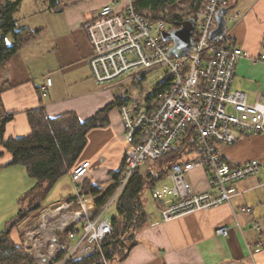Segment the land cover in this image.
Returning <instances> with one entry per match:
<instances>
[{
	"label": "built area",
	"instance_id": "obj_1",
	"mask_svg": "<svg viewBox=\"0 0 264 264\" xmlns=\"http://www.w3.org/2000/svg\"><path fill=\"white\" fill-rule=\"evenodd\" d=\"M231 4V0H208L196 11L195 43L184 56H170L173 42L162 36V31L174 28L173 25L164 19L141 15L134 0H128L122 9L115 3L107 4L86 22L85 31L93 47L92 77L96 83L137 86L150 72L159 70L158 83L172 84L157 94L154 91L158 84L144 94L140 89L127 88V99L119 111L128 148L116 192L98 208L89 193L82 191L91 162L85 160L76 165L71 177L79 199L77 208L68 201L56 204L43 216L66 209L62 218L57 217L49 225L48 221L39 223L36 230L26 233L25 244L29 245L35 264H65L91 257H96L91 264H111L102 245L113 231L112 218L107 215L109 208L132 173L171 152L177 137L188 128L195 134V153L176 161L168 175L171 183L164 182L152 191L155 199L167 201L160 209L162 220L224 202L231 204L239 192V183L264 168V161L259 158L232 164L220 150V145L234 143L238 132L264 136L263 93L250 101L246 91L233 87L237 63L249 57L248 51L230 41L227 34L211 38L219 11L231 8ZM237 16L230 10L225 18L230 21ZM252 60L264 63V53ZM51 84L52 78L48 76L42 92L46 93ZM201 164L209 171L211 190L198 191L190 181V172ZM252 228L260 231L257 220ZM54 229L59 230V235ZM229 232L228 226L217 229L218 235L227 236ZM247 247L252 252L255 245L248 242ZM256 247H264V241H257Z\"/></svg>",
	"mask_w": 264,
	"mask_h": 264
},
{
	"label": "crops",
	"instance_id": "obj_2",
	"mask_svg": "<svg viewBox=\"0 0 264 264\" xmlns=\"http://www.w3.org/2000/svg\"><path fill=\"white\" fill-rule=\"evenodd\" d=\"M24 1L15 14L18 25L39 32L0 65V118L12 114L4 129L6 139L31 133L28 117L31 109L44 107L52 117L74 111L81 120H86L112 102L116 94H126L128 90L123 87V92H117L115 87L120 85L96 83L90 64L93 47L85 31L86 22L103 6L115 3L122 9L128 0H58L57 6H51L50 0H33L27 14L18 16ZM230 10L239 16L227 21L226 34L230 41L249 53V57L237 63L233 87L246 91L253 101L258 93L264 95V63L252 60L264 53V0H234ZM48 76L52 84L43 93ZM238 135L234 143L220 145L223 157L236 165L253 158L264 161V136L247 132H238ZM87 139L79 160L91 162L86 178L105 190L115 184L112 173L123 165L128 148L118 106L110 110L109 123L105 127L91 128ZM9 157L6 161L3 157L0 159L3 165L0 169V231L16 217L20 209L17 208L27 204L21 199L33 186H30L28 178L31 177L26 167L14 164L12 166L17 168L8 167L12 156ZM68 176L72 183L71 174ZM209 176L207 167L201 164L190 172V181L198 191L211 190ZM13 179L20 185H12ZM104 179L111 181L110 185L104 187ZM62 180L52 189L59 188L60 193L50 198L47 205L53 207L68 195L77 193L74 182V188L67 183L64 187ZM238 187L239 192L231 204L224 202L168 221L162 220L160 209L163 206L155 202L156 209L149 212L148 223L136 233L137 244L117 264H264V247H256L257 241H264V168L243 179ZM10 190H15L11 197L2 200ZM58 197L61 200H57ZM30 218L31 215L27 220ZM254 220L259 222L260 231L252 228ZM20 225L12 231L16 241L22 233ZM221 226H228L231 232L227 236L218 235L217 229ZM58 231L54 229L57 235ZM248 242L255 245L252 252L247 247Z\"/></svg>",
	"mask_w": 264,
	"mask_h": 264
},
{
	"label": "trees",
	"instance_id": "obj_3",
	"mask_svg": "<svg viewBox=\"0 0 264 264\" xmlns=\"http://www.w3.org/2000/svg\"><path fill=\"white\" fill-rule=\"evenodd\" d=\"M23 0H0V65L15 55L22 46L38 34V30L30 27H19L15 13ZM208 0H134L135 9L141 15L154 19H164L174 28L179 27V22L185 19L180 11V4H188L193 16L196 11L205 6ZM234 0H231L233 4ZM51 6H57L58 0H50ZM13 35L14 41L8 43L7 36ZM170 81L158 83L154 93L169 87ZM125 94H116L115 99L104 108L97 111L92 117L81 120L74 111L58 116H50L44 107H37L28 111L32 127L30 134L19 137L4 138L6 122L12 118L7 114L0 118V159L4 155V148L10 152L11 165H23L28 175L35 180L28 192L31 202L27 213L24 207L20 208L16 217L9 221L0 231V264H34L33 255L23 246L24 233L16 241L12 231L18 227L33 211L43 208V200L47 198L55 184L62 177L71 174L79 160L86 144L87 135L91 128L104 126L109 123V112L112 108L122 105L126 101ZM196 138L192 129L181 133L175 142L174 148L165 156L149 163L145 171L136 169L130 181L120 193L116 205L117 215L112 217L113 231L103 241L105 255L111 264H117L123 259L130 249L137 244L136 233L148 223L149 210L145 194H151L158 206H165L164 200L155 199L152 191L159 186L169 175L171 167L176 161L190 158L195 153ZM0 164V169L2 168ZM125 169V160L119 170L112 173L115 185L101 189L97 188L89 179L83 182L82 191L95 196L94 201L98 208H102L113 196L120 174ZM62 201L71 205L79 204L77 194H71ZM25 244V243H24ZM96 257L83 259L65 264H90ZM103 264V263H96Z\"/></svg>",
	"mask_w": 264,
	"mask_h": 264
},
{
	"label": "rangeland",
	"instance_id": "obj_4",
	"mask_svg": "<svg viewBox=\"0 0 264 264\" xmlns=\"http://www.w3.org/2000/svg\"><path fill=\"white\" fill-rule=\"evenodd\" d=\"M33 2V0H25L24 2H23V6H21L22 8L20 9V11L18 12V16H22V15H25V14H27L26 13V11L27 10H29L30 9V7L32 6L31 5V3ZM180 11H181V13L184 15V17L186 18V17H192L193 16V14H194V12L192 11V9H191V7L188 5V4H186V3H181L180 4ZM51 13H53V12H51ZM16 14V13H15ZM47 14H49V13H47ZM17 15V14H16ZM8 40L10 41V43H12L13 42V38H12V34H9V36H8ZM160 74H161V71H159V70H156V71H152V72H150L148 75H147V77H146V79L142 82V83H140V84H138L137 86H135L134 84H130V83H127V84H125V85H123V86H120V87H115V91H117V92H123V87H125V88H128L130 91L131 90H133V89H140V91H141V93H145V90L146 89H151V88H153V87H155L157 84H158V82H159V80H160ZM109 85H111V84H109ZM112 90L114 91V89L112 88ZM9 156H11L10 155V152H8L5 148H4V155L2 156L3 158H2V160H4V161H6V159L7 158H10ZM8 167H16L17 168V166H12V165H8ZM145 169H146V167H144V168H142L141 169V171H145ZM113 176V175H112ZM86 178V177H85ZM61 179H63L62 180V184H64V187H65V185H66V183L67 184H70L71 186H73V188H74V184H73V182L71 183V179L69 178V176L67 175V176H64V178H61ZM28 180L30 181V186H32V185H34V182H35V180L33 179V178H31V179H29L28 178ZM115 180V179H114ZM164 182H168V183H171L170 182V180L169 179H166ZM11 183H12V185H14V186H17V185H20V182H18L17 180H15V179H13V180H11ZM110 183H111V181H106V179H104V182H103V185H104V187H106V186H108V185H110ZM115 183H116V181H115ZM162 184V183H161ZM115 185V184H114ZM113 186V185H112ZM111 187V186H110ZM15 190H10L9 191V193L4 197V198H2V200H7V199H9L10 197H11V193L12 192H14ZM115 192H116V190H115ZM114 192V193H115ZM51 193V192H50ZM49 193V195L47 196V198L45 199V200H43V204L44 205H47V204H49L51 201H50V198H56L55 196H57V194H59L60 193V191H59V188H57L56 190H54V191H52V193L50 194ZM28 195H29V193H26V194H24V196L22 197V199H21V202H23V203H27L25 206H22V207H24V213H27V210L30 208V204H31V202H30V200H29V198H28ZM145 198H146V203H147V207H148V210H149V212L150 211H154L155 209H156V204H155V201L153 200V198L151 197V194L149 193V191H147L146 192V194H145ZM57 200H61V198L60 197H58V199ZM50 201V202H49ZM117 201V200H116ZM116 201H114V203L111 205V207L109 208V210H108V212H107V215L110 217V219L113 217V216H115V215H117V205H116ZM61 202H63V201H61ZM61 202H59V203H61ZM22 203V204H23ZM58 203V204H59ZM21 204V203H20ZM21 206V205H20ZM77 206L78 205H75V204H73L72 205V207L73 208H77ZM19 208H21V207H18L17 209H19ZM51 208H52V206H50V205H47L46 207H43L42 209H40V211L38 210V211H33L32 213H30V215H31V218L30 219H25L24 221L25 222H23L20 226H19V229L20 230H22V232L24 233L23 235H24V237H23V240H24V243H25V241H26V233H27V231H30V230H36V226H38V225H40L41 223H44V221H48L47 222V225H49L50 223H54V220H56V218L57 217H60V218H62L61 216L63 215V213H65V212H67V210L66 209H61L59 212L57 211L56 213L53 211V212H50L49 214H47L46 216H43V214L44 213H46V212H48V211H52L51 210ZM72 209V208H71ZM20 210V209H19ZM19 210L18 211H16L17 213L19 212ZM54 213H55V216H53L54 215ZM54 217H55V219H54ZM39 220H40V222H39ZM40 223V224H39ZM40 238H42V234L40 235ZM23 243V246L25 247V249H27V251H29L32 255H33V253H32V251L30 250V247H27V245L26 244H24ZM29 246V245H28ZM45 250V248L43 249V251ZM34 264H35V259H34ZM54 264H56V263H54ZM91 264V263H90Z\"/></svg>",
	"mask_w": 264,
	"mask_h": 264
},
{
	"label": "water",
	"instance_id": "obj_5",
	"mask_svg": "<svg viewBox=\"0 0 264 264\" xmlns=\"http://www.w3.org/2000/svg\"><path fill=\"white\" fill-rule=\"evenodd\" d=\"M230 7H223L217 15V27L212 31L211 38L224 36L227 32L226 14ZM196 21L193 17L186 18L179 22L178 28L162 31L165 40L172 41L173 46L170 48V56H184L189 54L195 41L193 35L195 32Z\"/></svg>",
	"mask_w": 264,
	"mask_h": 264
},
{
	"label": "bare ground",
	"instance_id": "obj_6",
	"mask_svg": "<svg viewBox=\"0 0 264 264\" xmlns=\"http://www.w3.org/2000/svg\"><path fill=\"white\" fill-rule=\"evenodd\" d=\"M55 213H56V212H55ZM55 213H54V214H55Z\"/></svg>",
	"mask_w": 264,
	"mask_h": 264
}]
</instances>
